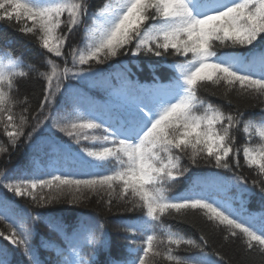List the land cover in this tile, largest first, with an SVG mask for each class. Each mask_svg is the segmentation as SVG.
I'll return each mask as SVG.
<instances>
[{"label":"snow or ice","instance_id":"obj_1","mask_svg":"<svg viewBox=\"0 0 264 264\" xmlns=\"http://www.w3.org/2000/svg\"><path fill=\"white\" fill-rule=\"evenodd\" d=\"M0 21L22 25L19 30L35 36L53 57L47 61L50 72L42 73L46 87L38 113L31 117L37 122L28 132L29 117H17L11 95L14 78L26 73L20 70L18 58H0L3 133L11 146L24 138L34 152L47 159L46 171L40 169L43 174L25 169L18 176L0 179V187L14 197L30 198L40 207L67 197H71L69 203L79 202L89 193L104 191L109 205L115 196L131 203L129 211L142 209L143 215L128 223L126 230L148 233L159 225L164 239L152 232L146 235L143 247L135 248L133 238L126 237L128 256L123 264H149L150 256L162 255L157 244L165 239L167 261L219 264L212 258L214 254L206 251L208 240L203 234L198 242L165 227L163 218L188 211L200 212L208 222L223 226L224 240L239 239L245 249L264 255V212L247 211L244 199L250 189L245 177L220 173L197 177L190 189L168 195L170 187L190 170L182 164L184 155L192 166L203 160L232 172L233 166H241L242 153L245 163L264 176V124L243 122L239 108L235 113L225 112L211 103L205 105L198 95L201 86L210 82L223 85L226 95L236 91L264 96V0H109L94 11H90L89 0H0ZM84 25L86 40L82 47L74 46L75 33ZM219 47L232 50L218 52ZM142 56L180 59L172 65L174 75L167 83L154 78L147 86L132 79L129 66L121 62L120 75L110 85L116 103L107 112L89 109L86 117L77 120L51 115L39 119L59 96L70 94L65 80L105 75L103 69L93 68V63L103 65L117 57L138 61ZM55 58L62 60L63 68ZM49 119L51 127L76 145L83 140L93 146L76 149L71 143L45 136L41 129ZM241 124L248 136L242 148L233 134ZM96 130L104 134H89ZM253 135L259 146L251 145ZM6 151L0 145V153ZM113 164L110 174L101 171ZM252 183L264 193V181ZM233 188L238 197L227 195ZM10 204L0 200V219L7 221L9 229L0 231V237L22 248L30 264H43L31 243L33 230L26 226L22 214H5ZM47 222L54 231L68 236L66 247L75 258L65 257L61 264H99L96 254L85 260L79 252L84 245H98V251L108 248L107 234H102L103 240L96 237L91 218L78 221L70 234L58 218H47ZM181 245L197 251L182 260L173 255V246ZM0 264H9L5 249H0Z\"/></svg>","mask_w":264,"mask_h":264},{"label":"trees","instance_id":"obj_2","mask_svg":"<svg viewBox=\"0 0 264 264\" xmlns=\"http://www.w3.org/2000/svg\"><path fill=\"white\" fill-rule=\"evenodd\" d=\"M107 2L109 0H89L90 11L98 9ZM112 2L115 3V0H112ZM20 27L22 25H18L15 22L0 21V58L6 56L18 58L20 70L26 73L24 77L17 76L14 78L11 95L15 101L13 111L17 114V117L20 115L29 117V124L25 129L28 132L31 131L37 122L31 117L38 113V105L42 100L43 90L46 87V79L42 73L50 72V66L47 64V61L53 59V57L46 54V50L42 49L35 36L22 33L19 30ZM81 39L80 29L75 33V38L72 41L73 45L82 47ZM217 50L218 52H224L231 51L232 49L219 47ZM55 59L60 67L63 68L64 64L62 60L60 58ZM179 59L175 56H142L138 61H135L131 57H117L103 65H95L93 63L92 67L103 69L105 74L114 76L117 74L120 63L123 62L129 66L132 79L139 81L141 84H150L154 78L167 80L174 75L172 65L178 62ZM68 66H71L70 62ZM84 67L87 68L89 66L86 65ZM64 85L70 90V94L59 96L57 104L54 103L51 108H47L44 113L39 114L40 120H44L45 116H53L56 112L61 117L68 118V107L66 104L76 101L78 93L83 92L95 95L98 91L111 88V84L105 80V75L90 79L65 80ZM198 95L205 102V105L211 103L225 112L235 113L236 109L239 108L244 114L243 122L253 125L264 124V96L242 95L236 91L227 92L226 95V89L223 85H212L210 82L201 86ZM228 100H231V103H228ZM25 108L28 109L27 112L24 111ZM46 111L49 113H46ZM51 123L52 121L49 119L42 126L41 131L44 135L48 133L47 130ZM242 127L243 125L241 124L233 129L235 142L241 148L248 141V136L243 133ZM259 144V139L256 136L252 137L251 145L259 146ZM0 145L7 149L6 152L0 153V179H8L4 175L5 170L12 169L14 164L22 167L28 163L25 155L28 152L30 143L21 138V141L15 147L11 146L6 135L3 133V126L0 125ZM182 164L189 167L190 170L170 187L169 196L183 192V183L200 174L207 173L213 175L220 173L226 176L238 174L246 178L247 187L250 189V192L244 199L247 208L249 210L264 208V193L259 190V187H254L252 183L254 180L264 181V176L259 174L258 168L254 166L249 167L245 163L242 153L240 155L241 166L239 168L233 166L232 172L217 169L212 163H207L203 160L200 161L199 165L192 166L187 155H184ZM114 166L113 164L101 169V171L105 174H110L111 167ZM2 193H6V195ZM228 193H231L232 197L239 196L235 188ZM69 199L71 197L40 207L33 203L30 198L14 197L12 193L0 187V200L16 201L23 207V214L25 213L27 216V219L24 221L25 224L30 221L28 223L30 229L36 231V240L33 242L34 246L36 247L37 243L42 248L43 256L41 260L43 264H61L65 257L68 259L75 258L66 247L68 236L64 232L54 231L49 226L47 218H58L62 221L68 233L72 231V228L78 221L91 218L94 235L103 240L104 236L102 234H107L108 248L106 250L101 248L98 251V245H84L79 249V252L83 259L92 258L96 254L99 264H106L110 260L118 258H125L128 253L127 245L129 244V240L126 237L133 238L132 246L135 248L143 247L146 235L152 234V232H155L158 237L164 239L159 225H154L151 232L148 233L126 230L128 223L133 222L134 218L143 215V210L137 208L129 211L132 208L131 203L120 200L115 196L112 197V203L109 205L107 203L109 196L104 191L89 193L86 199L79 202L69 203ZM12 205L10 204V206ZM12 209H14L13 206ZM0 211L3 210L0 209ZM36 214H39L38 217H36ZM163 222L165 227L183 235L185 239L192 238L199 242V237L203 234L208 240L206 251L213 253L212 258L220 264H264V255L258 250L245 249L239 239L230 238L227 241L224 240L223 237L226 233L223 230V226L218 227L208 222L200 212L188 211L182 215L173 214V216L163 218ZM0 231H4L5 233L9 231L7 221L3 219H0ZM0 248L5 249L7 254L11 255L10 252L12 250L2 237H0ZM166 249L167 244L165 239L164 243L157 244V250L162 255L159 257L150 256L149 264H175L173 261L164 259L163 254L166 252ZM196 251V249H190L187 245H181L179 248L173 246V255L182 260ZM216 253L219 255H215ZM220 257H223V259H220ZM7 259L17 261L18 264H30V260L26 256L21 258L10 256Z\"/></svg>","mask_w":264,"mask_h":264},{"label":"rangeland","instance_id":"obj_3","mask_svg":"<svg viewBox=\"0 0 264 264\" xmlns=\"http://www.w3.org/2000/svg\"><path fill=\"white\" fill-rule=\"evenodd\" d=\"M91 107H93V106H91ZM87 115H88V113L85 116H83V117H86ZM55 131L59 132L57 129H55ZM61 134H63V133H61ZM89 134L90 135L91 134H95L97 136H102L104 133L102 132V130H96L94 133H89ZM63 135H66V134H63ZM81 142H90V141H83L82 140ZM97 143L100 144V141H97ZM42 157H43L42 154H40V155H38V156L35 157V159H34V165H33V168L35 170H38V169H41V168H46V163H45V161H44V159ZM45 159H46V157H45ZM46 162H47V159H46Z\"/></svg>","mask_w":264,"mask_h":264}]
</instances>
